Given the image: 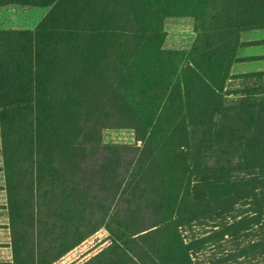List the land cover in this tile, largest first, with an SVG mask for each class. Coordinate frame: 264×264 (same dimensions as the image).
I'll list each match as a JSON object with an SVG mask.
<instances>
[{
  "label": "trees",
  "instance_id": "16d2710c",
  "mask_svg": "<svg viewBox=\"0 0 264 264\" xmlns=\"http://www.w3.org/2000/svg\"><path fill=\"white\" fill-rule=\"evenodd\" d=\"M10 6L50 8L33 30L0 31L15 264H54L102 228L109 245L95 264H198L183 228L264 189L262 144L249 157L257 175L192 194L239 34L264 29V0H0ZM171 17L194 21L188 53L164 47ZM106 128L133 130L141 147L104 145Z\"/></svg>",
  "mask_w": 264,
  "mask_h": 264
},
{
  "label": "rangeland",
  "instance_id": "374dc122",
  "mask_svg": "<svg viewBox=\"0 0 264 264\" xmlns=\"http://www.w3.org/2000/svg\"><path fill=\"white\" fill-rule=\"evenodd\" d=\"M49 10L50 8L20 6L2 8L0 30H33ZM164 30L166 49L186 53L190 51L196 38L191 18H166ZM239 39L244 43H239L238 49L245 46L239 50V58L258 56L256 53L261 52L264 54V46L254 47L250 43L263 40L264 29L242 30ZM224 94L223 112L216 119L217 128L212 130L210 141L205 143L202 150V156L208 159L201 161V173L195 170L192 178L195 190H192L193 197L204 198L207 187L222 178L251 179L252 175L259 173L253 167L254 160L249 157L254 156L250 154L251 151L262 147V144L264 146V60H240L225 84ZM257 112L261 113L257 114L256 124H253L250 118ZM248 128L253 130L248 131ZM192 133L197 135L199 130H191V135ZM256 135L262 138H257ZM101 141L109 146L141 147V142L136 141L134 131L130 129L106 128L101 132ZM254 186L258 189H253L258 193V198L246 201L237 199L220 210L218 215L203 218L194 225L189 224L183 228L182 236L188 244H192L193 252H196V263L264 264V245L258 246L264 239V221L258 213L264 189L259 185ZM242 219L252 220L247 224H239L227 236H215L216 233H225L226 227H231ZM11 239L8 211L6 217L0 211V264H15ZM108 239L107 232L102 228L54 264H95L96 257L108 247ZM198 244H201L200 247Z\"/></svg>",
  "mask_w": 264,
  "mask_h": 264
},
{
  "label": "crops",
  "instance_id": "0c3cea01",
  "mask_svg": "<svg viewBox=\"0 0 264 264\" xmlns=\"http://www.w3.org/2000/svg\"><path fill=\"white\" fill-rule=\"evenodd\" d=\"M0 9H2V8H0ZM0 31H2V29ZM239 43H244V42H242V40H241V41H239ZM250 43H252V45L254 47H257L259 45L264 46V39L260 40V42L259 41L258 42L252 41ZM243 47H245V46H241V48H243ZM241 48H239L237 50L236 55L234 56V60L230 66L231 72L229 71V74H231V73L233 74V71H235V66L240 63V60L247 59L248 61H251V62L258 61V60H264V54H262V52L256 53V55H258V56L239 58L238 53H239V50ZM5 186H6V183H5V175H4V162H3V157H2V138H1V134H0V211H3L4 217H6V214H7V198H6Z\"/></svg>",
  "mask_w": 264,
  "mask_h": 264
}]
</instances>
